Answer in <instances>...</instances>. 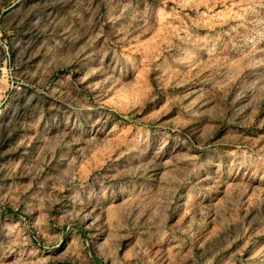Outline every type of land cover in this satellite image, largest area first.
Segmentation results:
<instances>
[{"label":"rangeland","instance_id":"rangeland-1","mask_svg":"<svg viewBox=\"0 0 264 264\" xmlns=\"http://www.w3.org/2000/svg\"><path fill=\"white\" fill-rule=\"evenodd\" d=\"M0 264H264V0H0Z\"/></svg>","mask_w":264,"mask_h":264}]
</instances>
